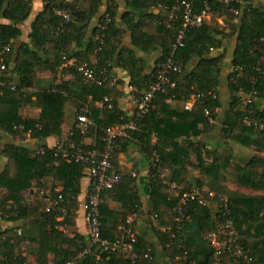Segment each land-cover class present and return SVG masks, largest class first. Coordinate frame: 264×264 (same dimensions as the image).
Listing matches in <instances>:
<instances>
[{
    "label": "trees",
    "instance_id": "1",
    "mask_svg": "<svg viewBox=\"0 0 264 264\" xmlns=\"http://www.w3.org/2000/svg\"><path fill=\"white\" fill-rule=\"evenodd\" d=\"M103 1L45 0L43 10L31 26V43L17 46L23 36L21 26L33 13V0H0V52L10 49L3 55L9 77L6 79L8 89L0 94V132L14 138L31 132L37 140L61 136L66 106L78 103L77 124L78 118L85 114H90L96 123L86 135L79 128L74 129L63 147L70 151L71 145H75L99 155L104 147V130L137 118L139 99L155 83L158 66L174 51L175 62L182 67L180 74L171 75L176 88L156 94L149 112L140 118L137 130L126 138L138 140L151 156L152 212L160 219L161 208L169 207L173 212L177 206L173 192L160 179L159 170H167L169 181L226 197L242 243L252 255L244 237H264V6H261L264 0H123L126 8L123 21L132 34V44L145 54L162 51L149 75H143L145 62L136 57L133 50L122 47L125 30L119 29L115 22L118 6L110 5L102 17L95 30L98 38H87L90 24ZM182 1L191 2L197 13L208 9L214 26L216 19L229 21L232 24L230 31H220L206 21L190 31L184 48L174 50L183 23ZM155 9L159 10L158 14L153 13ZM61 13L69 15L70 20ZM154 24L155 34L145 31ZM224 41L235 42L231 61L228 60V49L213 55L215 50L224 48ZM91 56H96L97 64H91ZM116 56L129 72L139 94L132 117L119 111L114 101L111 108L108 104L102 109L96 108L95 104L104 103L111 90L107 84L97 85L85 80L75 67L63 69V73L75 77L73 83H53L46 88L37 86L38 73L50 71L56 75L65 64L64 58L67 61L75 59L79 64L87 63L98 74H105V69L107 73L110 71ZM12 65H15L14 71ZM226 71L228 108L223 114L216 148L209 150L205 143L195 139L217 130L215 123L220 120L219 111L224 107L221 79ZM12 86L16 91L11 90ZM196 96L200 99L191 111L179 112L170 106L172 102L187 103ZM89 98L92 105L84 109L83 104L88 103ZM30 104L41 110L36 121L21 116L22 108ZM207 111L209 116H206ZM90 132L100 136L94 149L84 143ZM154 137L159 142L153 146ZM231 141L254 150L256 155L244 166L239 165L235 162ZM118 147L114 171L122 179L114 190L104 194L101 204L102 235L109 240L117 237L119 229L127 224L134 211L113 212L105 206L104 200L110 197L125 205L129 203L133 209L138 206L131 194L126 196L128 201L120 198L124 176L117 169ZM58 148L43 146L34 156L23 146L8 145L4 150L3 155L9 161L0 175V188L8 194L0 198V217L12 224H23L24 230L20 232V227H16L0 234V264H27V257L19 251L25 242L38 244V264L65 263L88 246L83 237L70 238L60 228L70 220L81 191L80 181L89 166L64 159ZM191 169L199 171L201 177L191 181ZM227 182L250 189L257 195L250 197L232 192L225 186ZM60 186L63 202L58 206L67 210L62 222L59 221L58 206L46 211L51 202L58 201L56 189ZM33 188H37L36 199L29 203L25 193ZM198 209L196 204L191 205L186 211L187 218ZM208 222L207 234L214 230V220L211 218ZM169 236L163 235V242L173 259L179 253L170 247ZM138 250L154 259L148 248L141 247L140 240ZM50 255L55 256L52 262ZM113 257L120 264H132L124 254Z\"/></svg>",
    "mask_w": 264,
    "mask_h": 264
},
{
    "label": "crops",
    "instance_id": "2",
    "mask_svg": "<svg viewBox=\"0 0 264 264\" xmlns=\"http://www.w3.org/2000/svg\"><path fill=\"white\" fill-rule=\"evenodd\" d=\"M44 1L45 0H33V13L30 16L29 20L21 26L23 36L18 42L17 46L28 45L31 43L29 37L31 33V26L35 20V17L43 10V7L45 5ZM114 2L116 3V5ZM112 4L113 6H118V14L115 19L116 25L119 29L125 30L122 47H127L133 50V52L136 54V57L142 59L145 62L143 75L151 74L157 65V61L161 58L162 51L159 50L154 54H145L132 44V34L123 21V16L126 12L123 0L103 1L98 15L90 24L87 38H98L97 34H95V30L99 28L102 17L107 13L109 6ZM153 13L158 14L159 10L155 9ZM208 20V24L212 25V17H210ZM212 26L216 28V24L215 26ZM156 29V24H154V26L150 25L146 27L145 31L151 34H155ZM219 30L223 31L224 29ZM234 48V41H224V48L222 50H215L213 52V55L221 54L222 52L226 51V49H228V60L231 61L235 50ZM90 62L92 65H95L98 63V59L96 58V56H91ZM110 67L111 68L108 73L105 69V75L108 79L107 85L111 90L109 98L111 102L114 101L116 103L119 111H121L128 117H132L136 111V104L139 96L138 91L133 86V80L129 72H127L124 67L121 66L117 56L115 57V60ZM14 68L15 65H12V71H14ZM64 68L65 66H63L56 75H54L50 71L39 72L37 86L39 88H46L53 83H73L75 81V77L71 74L63 73ZM227 73L228 71L224 72L221 79L220 91L224 107L219 111L221 113L220 120L215 123L217 130L206 136L195 139V141L201 140L203 143H205L206 148L209 150L216 148V143L219 141L223 114L228 108L227 101L229 95L227 93L226 85ZM14 74L16 75V72H14ZM30 91H33V89H31ZM91 103V98H89L88 103L83 104V107H85L84 109L88 108L89 105H92ZM184 105L185 103L183 102L170 103L172 109L179 112L184 111ZM95 107L98 109H102L104 107V103H97L95 104ZM78 110V103H70L66 106L65 122L62 127L61 136H52L47 139L37 140L31 136V132L22 134V137L18 138H14L0 132V175L5 171L9 161L8 158L3 155V152L8 145L23 146L32 153V156H34L35 153L43 146H47L50 149H55L61 145L66 144L73 130L78 128L76 117ZM40 114L41 110L33 107L31 104L24 106L21 110V116L26 120L36 121L39 119ZM99 140V134H97L96 132H90L89 135L85 138L84 143L87 147L94 149L97 146ZM158 142L159 140L157 139V137H154L151 141V144L154 146L157 145ZM230 145L234 151L235 162L239 165L244 166L256 155V152L254 150L245 148L236 141H231ZM249 155L251 157L247 158L243 163L239 161L243 160V158H246V156ZM151 163L152 160L151 156L149 155V151L143 148L142 144L138 140H122L118 147L117 159V169L124 176L120 198L128 201L129 198H126V196L131 194L135 197V201L137 202L138 206L133 209L129 203L125 205L123 204V201H116L110 197H107L104 200L105 206L111 211L120 214H126L134 211L131 216H129V218L133 219V225L141 242V247L148 248V250L153 253L155 264H213V250L210 246L209 241L207 240V232L205 231V229H209L208 219H213L216 207L198 209L187 219V222L184 225L182 238L190 254V259L188 260L189 262L180 259L179 256L172 259L169 252L164 247L163 235H165V231L172 225L173 212L169 207L161 208V218L159 219V224H155L154 214L152 212V197L154 193V187L150 170ZM196 177H201L199 171H193L191 169L189 179L191 181H194ZM225 186L230 191L238 194L247 195L250 197L257 195L256 192L241 187L237 184L227 182ZM60 188L62 189V186H60ZM80 189L81 191L77 198V204L74 206L71 212L70 220L60 229L64 231V233L70 238H74L76 236L83 237L86 244L88 245V226L84 208L91 191V181L88 172H86L85 177L80 181ZM244 190H247V192H243ZM248 191H250L251 193ZM7 194V190L0 188V198ZM36 194L37 188H33L32 190L26 192L25 196L27 201L31 203L33 200H35ZM59 221L62 222L63 220L59 219ZM16 227H20V232L24 230L23 224H12L10 222L2 220L0 217V234L7 229H14ZM28 229L30 228H25V230ZM251 234H253V232H251ZM33 235L34 237H36V233H33ZM244 238L247 240V243L250 246V252L252 253L254 264H264V237L248 238L247 236H245ZM38 248V244L30 242H25L19 248V251L25 257H27V264H38ZM97 254L100 256V260H96L93 258H84L82 259L80 264H120L112 255L106 254L101 251ZM54 259V255L49 256V260L51 262L54 261Z\"/></svg>",
    "mask_w": 264,
    "mask_h": 264
},
{
    "label": "built area",
    "instance_id": "3",
    "mask_svg": "<svg viewBox=\"0 0 264 264\" xmlns=\"http://www.w3.org/2000/svg\"><path fill=\"white\" fill-rule=\"evenodd\" d=\"M264 6V2L261 3ZM183 23L178 32L174 50L186 46L187 36L190 31L204 24L211 16L209 10H203L197 13L191 2L182 1ZM67 21L69 15L61 13ZM5 49L0 52V94L8 89L6 79L9 77L7 64L3 55L9 52ZM65 67H75L81 73L85 80L94 82L97 85L107 84V77L104 73L98 74L87 63L79 64L77 60H66ZM182 67L174 59V51L166 62L158 66V76L155 83L151 86L149 92L144 94L138 101V116L135 120L123 123L118 127H109L104 130L102 152L97 155L96 152H87L81 147L71 145L70 151H67L63 145L58 150L64 159L80 162L89 166L88 174L91 181V191L85 203L86 222L88 226V246L74 259L62 264H79L84 258H93L100 260L98 252H104L109 255L124 254L132 264H154V259L150 254L142 255L138 250L139 237L133 225V219L128 218L127 224L119 229V233L114 240H109L102 235L101 223V204L102 198L107 191L114 190L121 182L122 176L114 171V161L117 158L116 149L120 140L130 137V133L137 130L141 117L149 112V107L158 93H168L169 89H175L176 83L172 81V74H180ZM12 91H16L12 86ZM200 99V96L193 97L191 101L185 103L184 109L191 111ZM108 104L111 108L110 98H105L104 105ZM209 116V112H206ZM96 121L90 114L81 115L78 118V128L83 135H86ZM43 154V150L40 151ZM160 179L164 186L169 188L177 200V206L173 209L172 225L165 231L170 234V247L174 252L179 253L180 259L188 261L190 259L189 251L182 238V232L187 222V209L196 204L199 208L216 207L213 215L214 230L207 234V240L213 250V264H254L253 256L246 251L242 237L237 230L232 219V213L229 208V201L224 196H219L214 192L200 189L199 187L190 188L185 185H178L168 180V171L159 170ZM58 201L51 202L47 212L53 210L63 202L62 189L57 188ZM57 211L59 219L64 220L67 210L63 206H58ZM154 222L159 224V217L154 216Z\"/></svg>",
    "mask_w": 264,
    "mask_h": 264
},
{
    "label": "rangeland",
    "instance_id": "4",
    "mask_svg": "<svg viewBox=\"0 0 264 264\" xmlns=\"http://www.w3.org/2000/svg\"><path fill=\"white\" fill-rule=\"evenodd\" d=\"M208 21H210V20H208ZM208 21H207V23H208ZM216 24H217V28L218 29H224V31H230V27H231V23L228 21H226L225 19H220L219 21L216 19ZM249 157H251L250 155L249 156H246V158H243V160H239L241 163H243L247 158H249ZM235 189H237V188H235ZM241 190V189H240ZM242 191V190H241ZM243 192H247V190H244ZM248 192H250V191H248ZM251 193V192H250Z\"/></svg>",
    "mask_w": 264,
    "mask_h": 264
}]
</instances>
